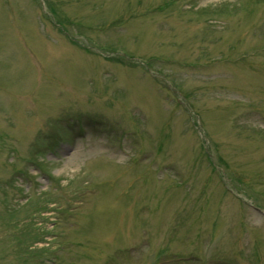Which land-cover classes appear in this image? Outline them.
<instances>
[{"label": "rangeland", "instance_id": "374dc122", "mask_svg": "<svg viewBox=\"0 0 264 264\" xmlns=\"http://www.w3.org/2000/svg\"><path fill=\"white\" fill-rule=\"evenodd\" d=\"M180 1L0 0V264H264V0Z\"/></svg>", "mask_w": 264, "mask_h": 264}]
</instances>
